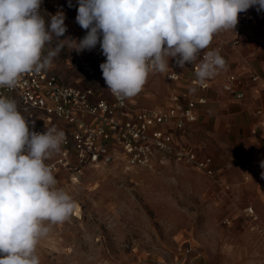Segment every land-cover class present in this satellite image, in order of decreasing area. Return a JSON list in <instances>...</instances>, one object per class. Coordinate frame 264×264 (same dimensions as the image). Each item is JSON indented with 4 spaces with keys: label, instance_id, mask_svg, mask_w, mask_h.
<instances>
[{
    "label": "clouds",
    "instance_id": "9594fccd",
    "mask_svg": "<svg viewBox=\"0 0 264 264\" xmlns=\"http://www.w3.org/2000/svg\"><path fill=\"white\" fill-rule=\"evenodd\" d=\"M41 4L0 0V88L51 70L63 48L52 41L67 40L78 53L99 44L103 79L121 103L138 95L150 74L167 73L170 60L182 69L194 64L196 85H205L226 66L218 49L204 51L214 35L235 30L239 14L251 7L264 10V0H78L76 22L87 31L77 42L60 39L64 14L46 21ZM64 142V131L54 126L30 130L15 101L0 96V264H41L39 244L76 210L45 163Z\"/></svg>",
    "mask_w": 264,
    "mask_h": 264
},
{
    "label": "rangeland",
    "instance_id": "374dc122",
    "mask_svg": "<svg viewBox=\"0 0 264 264\" xmlns=\"http://www.w3.org/2000/svg\"><path fill=\"white\" fill-rule=\"evenodd\" d=\"M40 12L47 21L50 16ZM76 16L77 9L61 40L78 42L86 35ZM58 43L63 48L51 70L68 84L88 83L83 60L98 67L106 60L99 44L78 53L67 40L54 39L50 46ZM168 89L165 73H153L130 101L162 109ZM192 139L221 161L223 153L214 144L195 132ZM57 155L45 163L52 164ZM222 168L232 185L228 194L199 169L174 161L153 167L113 162L82 171L56 164L58 187L77 207L39 244L41 264H264L263 178L247 167ZM249 205L259 216L255 229L245 211Z\"/></svg>",
    "mask_w": 264,
    "mask_h": 264
},
{
    "label": "built area",
    "instance_id": "2783aa9c",
    "mask_svg": "<svg viewBox=\"0 0 264 264\" xmlns=\"http://www.w3.org/2000/svg\"><path fill=\"white\" fill-rule=\"evenodd\" d=\"M78 0H42L41 9L49 16L62 12L64 23H70ZM256 7L238 16L235 30H221L214 35L204 51L235 46L249 25H263ZM264 18V10L261 11ZM47 47L45 49V52ZM204 55L200 53V58ZM198 63V61H197ZM88 78L86 85L68 84L53 70L24 74L14 88H0V96L15 101L18 110L28 119L30 130L42 133L56 127L65 133V142L52 168L63 167L82 171L86 166H101L122 162L129 167H153L174 161L199 169L213 179L220 190L231 193L232 186L220 181L214 159L202 154L194 146L177 142L176 134L191 127L198 120L197 106L207 102V97L195 91H206L222 78L221 88L241 98L248 79L230 70L222 69L205 85H196L195 65L185 68L169 67L165 78L169 83L172 104L158 110L149 107H132L129 100L123 103L107 89L98 69L90 59L82 61ZM252 75L250 80H260ZM97 80V81H96ZM195 87V91H191ZM260 112V110H258ZM252 228L259 227V216L252 205L246 206ZM193 249L189 247L188 252Z\"/></svg>",
    "mask_w": 264,
    "mask_h": 264
},
{
    "label": "crops",
    "instance_id": "0c3cea01",
    "mask_svg": "<svg viewBox=\"0 0 264 264\" xmlns=\"http://www.w3.org/2000/svg\"><path fill=\"white\" fill-rule=\"evenodd\" d=\"M257 15L260 20L264 19L261 11H258ZM262 50L264 52V26L261 24L247 26L239 42L220 53L226 61L225 69L248 79L244 96L238 98L224 91L221 88L222 78L209 90L195 91L196 95L207 97V102L198 104V120L191 127L176 134L177 142L188 143L202 154L211 155L193 141L194 132L197 138L214 144L219 152L223 153L221 161L211 156L214 159L217 177L225 183L231 184L227 181L228 174L226 175L227 171L222 168L223 165L228 169L237 165L250 168L253 175L259 174L264 181V56L259 55ZM169 66L178 68L172 60L169 61ZM96 67L102 76L100 67ZM252 75H258L261 79L250 80ZM168 90L166 107L155 109L164 110L172 104L171 91ZM130 105L146 107L137 106L131 101ZM211 181L217 185L213 179Z\"/></svg>",
    "mask_w": 264,
    "mask_h": 264
}]
</instances>
